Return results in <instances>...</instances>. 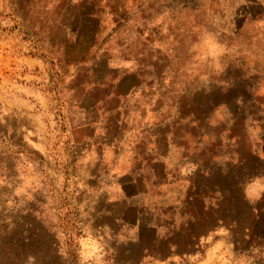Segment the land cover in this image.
<instances>
[{
	"label": "rangeland",
	"instance_id": "rangeland-1",
	"mask_svg": "<svg viewBox=\"0 0 264 264\" xmlns=\"http://www.w3.org/2000/svg\"><path fill=\"white\" fill-rule=\"evenodd\" d=\"M135 87L107 108L157 110L186 133L190 159L228 160L235 182L234 200L215 197L218 238L186 264H264V197L245 195L262 172L264 0H0V264L147 259L149 233L135 244L109 225L86 130L66 126Z\"/></svg>",
	"mask_w": 264,
	"mask_h": 264
},
{
	"label": "crops",
	"instance_id": "crops-1",
	"mask_svg": "<svg viewBox=\"0 0 264 264\" xmlns=\"http://www.w3.org/2000/svg\"><path fill=\"white\" fill-rule=\"evenodd\" d=\"M141 92V87L108 92L90 105L78 107L66 126L72 132L86 130L83 158L97 162L99 170L89 176L106 193L109 225L121 226L120 233L137 241L135 244L141 241L139 233H149L142 252L147 259L142 264H186L188 257L202 254L204 238L212 239L213 234L218 238L220 216L215 197L221 194L234 200L235 182L229 177L228 160L216 158L209 164L197 155L190 159L186 133L176 135L170 121L157 110L141 104L132 110L122 105L115 111L107 108L111 97L123 102ZM117 113L118 117L110 118ZM254 158L262 172H254L247 181L245 195L250 200L264 197V141ZM246 170L250 172L249 167ZM247 177L250 179V173ZM224 183L227 188L220 192Z\"/></svg>",
	"mask_w": 264,
	"mask_h": 264
}]
</instances>
